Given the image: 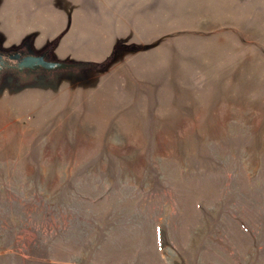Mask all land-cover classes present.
Masks as SVG:
<instances>
[{
  "label": "rangeland",
  "instance_id": "1",
  "mask_svg": "<svg viewBox=\"0 0 264 264\" xmlns=\"http://www.w3.org/2000/svg\"><path fill=\"white\" fill-rule=\"evenodd\" d=\"M49 2L103 56L1 80L0 264H264V0Z\"/></svg>",
  "mask_w": 264,
  "mask_h": 264
},
{
  "label": "crops",
  "instance_id": "2",
  "mask_svg": "<svg viewBox=\"0 0 264 264\" xmlns=\"http://www.w3.org/2000/svg\"><path fill=\"white\" fill-rule=\"evenodd\" d=\"M55 3H50L49 0H0V47H17L23 40L30 39L22 49L26 54H41L42 49L69 25L68 31L61 35L51 51L54 58H101L103 55L96 54L94 46H87L80 52L78 39L76 37L74 40L72 32L74 13L63 10L61 5L58 7ZM40 78L37 79L38 83L44 81ZM5 84L1 86V90L6 88Z\"/></svg>",
  "mask_w": 264,
  "mask_h": 264
},
{
  "label": "trees",
  "instance_id": "3",
  "mask_svg": "<svg viewBox=\"0 0 264 264\" xmlns=\"http://www.w3.org/2000/svg\"><path fill=\"white\" fill-rule=\"evenodd\" d=\"M56 39L55 38L54 40L50 41L46 46L45 48L42 49V53L44 54V56H46L45 58L49 59V60H59V59H56L54 58L53 54H51V48L53 47V45L55 44L56 42ZM28 42H29V39H25L21 42L20 45H18L17 47H12V48H2L0 47V51H4V52H9V51H15V50H20L24 47V46H27L28 45ZM59 61H63V62H66L68 64L67 67L65 68H54V69H51V70H47V69H37L36 71L32 72L30 74L29 77L27 78H23L21 79L22 81L24 79H30V78H34V79H38L39 77H41L40 79L42 80H46V79H51V78H56V77H59L60 75L63 74V71L64 69H67V71H70L74 68H84L85 66L89 65V64H92V62H88V61H66V60H59ZM52 73V74H51ZM21 80H16V83L19 84ZM2 82L0 81V86H1Z\"/></svg>",
  "mask_w": 264,
  "mask_h": 264
},
{
  "label": "flooded vegetation",
  "instance_id": "4",
  "mask_svg": "<svg viewBox=\"0 0 264 264\" xmlns=\"http://www.w3.org/2000/svg\"><path fill=\"white\" fill-rule=\"evenodd\" d=\"M26 53L27 52L23 49L21 51L2 52V57L0 58V81L2 80V78L5 80L7 78L20 80L29 77L30 74L36 71L37 69H45L42 67H38L35 69H32L30 67H20L17 64L19 58L9 57V55H13V54H19L22 56L23 54Z\"/></svg>",
  "mask_w": 264,
  "mask_h": 264
},
{
  "label": "water",
  "instance_id": "5",
  "mask_svg": "<svg viewBox=\"0 0 264 264\" xmlns=\"http://www.w3.org/2000/svg\"><path fill=\"white\" fill-rule=\"evenodd\" d=\"M2 57V51H0V58ZM11 58H19L18 66L20 67H30L32 69L42 67L47 70H51L54 68H65L68 66L66 62L59 60H49L45 58L44 54H23L22 56L19 54L9 55Z\"/></svg>",
  "mask_w": 264,
  "mask_h": 264
}]
</instances>
